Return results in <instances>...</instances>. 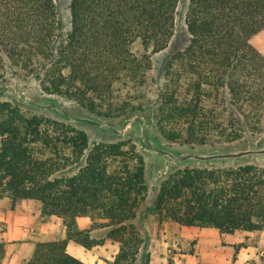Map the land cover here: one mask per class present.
I'll return each instance as SVG.
<instances>
[{
  "label": "trees",
  "instance_id": "16d2710c",
  "mask_svg": "<svg viewBox=\"0 0 264 264\" xmlns=\"http://www.w3.org/2000/svg\"><path fill=\"white\" fill-rule=\"evenodd\" d=\"M178 3L71 0L70 28L58 41L62 25L53 0H0V82L8 74L33 75L44 92L105 118L138 109L135 92L149 57L134 55L131 45L165 48ZM185 25L189 43L169 58L165 76L184 85L186 94L162 95L156 109L160 134L168 142L202 144L208 135L231 142L243 132L264 133V55L252 43L264 30V0H188ZM224 89L234 105L229 124L217 116L216 96L210 95ZM145 170L130 139L93 142L82 128L0 102V201L11 209L39 203L42 216L65 225V236L37 242L26 264H82L66 246L97 244L76 223L94 214L107 220V237L120 243L110 264H137L147 237L131 220L146 199ZM144 212L220 233L259 231L264 165L175 169L158 182ZM4 254L0 242V263Z\"/></svg>",
  "mask_w": 264,
  "mask_h": 264
},
{
  "label": "rangeland",
  "instance_id": "374dc122",
  "mask_svg": "<svg viewBox=\"0 0 264 264\" xmlns=\"http://www.w3.org/2000/svg\"><path fill=\"white\" fill-rule=\"evenodd\" d=\"M187 2L188 0H179L174 14L173 33L165 48L154 51L152 46L144 47L139 41H135L131 45V50L134 55L140 56L143 54L148 55L149 57V64L146 65V68L144 69L145 75L143 74L144 83L141 89H138V91L135 92V101L140 104L138 109L129 110L113 118H105L80 107L72 99L44 92L39 85V81L35 79L33 75L26 79H20L19 77H11L8 74V78L5 81L0 82V84H16L19 87L24 88L26 94L31 97H38L44 94L55 96L67 109L84 111L89 114L97 115L109 122H116L133 113L147 114L149 107L152 106L155 122L153 127L154 132L160 139H162V141L175 147H223L244 143L248 140H253L264 135V133L254 134L243 132L239 139L226 142L223 141V138L219 137L218 134H215L208 135L204 138V143L200 144L184 141H182V143L168 142L164 139L162 134H160V131L156 126V109L160 103L162 95L170 92H176L180 96H185L186 94L184 91V85L176 86L168 81L165 76V70L169 58L175 52L185 48L189 43V34L185 25ZM53 3L57 17L62 25V28L58 31L57 40H64L70 28L71 0H53ZM252 43L264 55V30L255 36ZM210 95L211 97L216 96L215 105L213 106L219 107L217 116H219V119L222 120V122L227 124L231 112L234 113V105L229 101V95L225 89L221 92L211 91ZM5 100L20 105L26 111L44 114L51 119L82 128L89 134L90 141L98 142L104 140L108 142L116 139H130V141L136 145L138 151L143 155L145 160V182L148 187L146 199L137 205L135 209V218L131 220L141 234L147 237L146 246L143 250H140L137 255V264H201V259L204 264H213V260H220V264H264V227L259 231H236L232 234H227L220 233L215 228L184 227L169 220L159 221L156 215L145 214V208L149 204V200L153 196L158 182L167 174L154 184L157 165H153L150 158L140 149L139 143L133 134H126L118 138L100 137L95 135L88 128L79 124L65 122L49 111L28 109L22 104L15 102L11 96L6 95L0 98V102ZM212 101H214V99H212ZM48 126L52 128L54 127V124L48 122ZM204 136L206 135H203V137ZM246 162H254L258 165H264V161L257 162L254 160H248ZM179 168L184 167H175L170 172ZM40 209L41 206L39 203L34 205L22 203L11 209L6 201H0V212H4L7 216L5 220L0 219V242L4 244L5 250L3 259L6 257L8 245L6 240L10 235L15 238L12 239L13 242H24L26 244L29 241L36 242V239L38 238L33 237V234H35L33 232L42 231V229L38 227L40 223L48 222V230L52 233V237L50 238L56 237L57 239H62L65 236V225L62 221L56 217L42 216ZM32 218H34L33 221H31ZM76 223L79 229L87 230L89 236L97 242L96 245L89 248L83 247L74 242V244H76L75 246L81 250L80 252H83L86 264H110L119 250L120 243L117 240L107 237L108 230L110 229V226H107V220L101 218L98 214H94L93 217H80L77 219ZM16 225L21 228L20 231L16 232V230H19L16 229ZM8 232H10V234Z\"/></svg>",
  "mask_w": 264,
  "mask_h": 264
},
{
  "label": "water",
  "instance_id": "95a60500",
  "mask_svg": "<svg viewBox=\"0 0 264 264\" xmlns=\"http://www.w3.org/2000/svg\"><path fill=\"white\" fill-rule=\"evenodd\" d=\"M6 95L28 109L49 111L65 122L88 128L100 137L118 138L133 134L140 149L150 158L153 165H157L154 184L175 167L235 165L248 160L264 161V135L223 147L181 148L169 145L153 130L155 122L152 106L147 114L133 113L116 122H109L97 115L67 109L52 95L31 97L26 94L24 88L16 84H0V98Z\"/></svg>",
  "mask_w": 264,
  "mask_h": 264
},
{
  "label": "crops",
  "instance_id": "0c3cea01",
  "mask_svg": "<svg viewBox=\"0 0 264 264\" xmlns=\"http://www.w3.org/2000/svg\"><path fill=\"white\" fill-rule=\"evenodd\" d=\"M17 209V207H16ZM12 213V211H11ZM7 216L5 215L4 212H0V219H6ZM34 218H32L31 221H33ZM16 229H19V230H16L17 231H20L21 228H19L18 225H16ZM40 229H42V231L40 232H33L35 234H33V237L34 238H38L36 239V242L37 241H46V240H55L57 239L56 237L55 238H50L52 237V233L49 232L48 230V222H45V223H40V225L38 226ZM10 234V232H8ZM12 239H15L14 237H8L7 238V251H6V257L5 259H3L1 261L0 264H26L28 262V260L31 258L33 252H34V248H35V245H36V242L32 241V242H28L27 244L24 243V242H13ZM26 244V245H25ZM25 245V247H24ZM73 245V246H72ZM76 244H74V241H69L67 243V246H66V251L80 259L82 261V264H86L85 262V259L83 257V252H80L81 250L79 248H77V246H75ZM213 264H220V260H213L212 262ZM187 264V263H186ZM201 264H204V262L202 261L201 259Z\"/></svg>",
  "mask_w": 264,
  "mask_h": 264
}]
</instances>
